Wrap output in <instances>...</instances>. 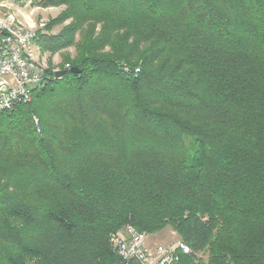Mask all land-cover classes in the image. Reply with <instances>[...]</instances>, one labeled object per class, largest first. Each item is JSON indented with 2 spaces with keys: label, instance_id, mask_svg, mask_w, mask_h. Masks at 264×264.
Segmentation results:
<instances>
[{
  "label": "trees",
  "instance_id": "trees-1",
  "mask_svg": "<svg viewBox=\"0 0 264 264\" xmlns=\"http://www.w3.org/2000/svg\"><path fill=\"white\" fill-rule=\"evenodd\" d=\"M47 4L70 23L35 42L79 73L0 112V264H123L127 224L264 264V0Z\"/></svg>",
  "mask_w": 264,
  "mask_h": 264
},
{
  "label": "built area",
  "instance_id": "built-area-1",
  "mask_svg": "<svg viewBox=\"0 0 264 264\" xmlns=\"http://www.w3.org/2000/svg\"><path fill=\"white\" fill-rule=\"evenodd\" d=\"M42 1L0 0V112L29 103L33 90L45 86L37 63L35 23L20 13V8ZM110 242L123 264H178L181 255L190 253L183 242L151 249L145 235L130 224L111 235Z\"/></svg>",
  "mask_w": 264,
  "mask_h": 264
},
{
  "label": "rangeland",
  "instance_id": "rangeland-1",
  "mask_svg": "<svg viewBox=\"0 0 264 264\" xmlns=\"http://www.w3.org/2000/svg\"><path fill=\"white\" fill-rule=\"evenodd\" d=\"M64 4H47V0L38 3L36 6H30L25 8H20V13L23 16H29L30 19L35 23V32L38 33L42 31L43 34L48 35H58L66 26L69 25L70 20L62 22L60 24L54 25L51 29H45V26L50 23V21L56 19L65 10ZM18 12V11H17ZM36 55L38 66L43 70V74L56 73L58 71H66L70 67L67 65V57L73 58L75 50L73 47L63 49L59 52L50 53L45 52L41 49L39 45L36 44ZM125 64L119 62L118 68L125 69ZM138 69H134V73H137ZM36 128L37 120L34 119ZM146 238L147 246L153 249L155 246L169 247L177 242H181L176 233L170 228L166 227L160 232L147 235L143 233ZM198 258L205 259L206 256L202 253L197 254Z\"/></svg>",
  "mask_w": 264,
  "mask_h": 264
},
{
  "label": "water",
  "instance_id": "water-1",
  "mask_svg": "<svg viewBox=\"0 0 264 264\" xmlns=\"http://www.w3.org/2000/svg\"><path fill=\"white\" fill-rule=\"evenodd\" d=\"M69 71L71 73H74V74H77L79 73V71L75 68V67H72L69 69ZM66 71H58L55 73V78H60L61 76H63L65 74Z\"/></svg>",
  "mask_w": 264,
  "mask_h": 264
}]
</instances>
